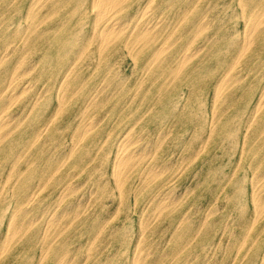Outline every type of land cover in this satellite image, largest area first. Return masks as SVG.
<instances>
[{
	"label": "rangeland",
	"instance_id": "1",
	"mask_svg": "<svg viewBox=\"0 0 264 264\" xmlns=\"http://www.w3.org/2000/svg\"><path fill=\"white\" fill-rule=\"evenodd\" d=\"M154 3L169 25L166 53L192 54L181 79L161 94L164 76L145 63L150 51L119 40L101 56L90 50L81 57L83 87L61 108L52 84L65 66L49 69L60 15L40 16L34 31L27 0H0V112L12 119L0 138V264H59L60 257L66 264H133L138 248L149 252L146 264H264V108L253 113L264 90V27L246 45L234 82L215 97L236 48H225L226 40L243 46L245 19L264 0ZM201 15L208 28L198 31ZM83 30L90 34V23ZM169 59L162 63L175 66ZM92 92L93 104L86 101ZM126 132L139 161L120 190L112 158ZM150 170L158 175L149 179ZM51 211L60 220L44 235L42 217ZM14 218L22 225L11 236Z\"/></svg>",
	"mask_w": 264,
	"mask_h": 264
},
{
	"label": "bare ground",
	"instance_id": "2",
	"mask_svg": "<svg viewBox=\"0 0 264 264\" xmlns=\"http://www.w3.org/2000/svg\"><path fill=\"white\" fill-rule=\"evenodd\" d=\"M28 5L26 7V11L24 12L25 17L30 21V26H32L33 30H36L38 25V20L40 16H43L41 19L44 22L46 18H48L49 14H57L60 15L59 18L62 19V23L57 24L55 28V36L53 39L52 46L55 47V51L52 52L54 55H51L53 59L52 64H50V71L54 68L55 65L63 62L65 68L62 70V77L55 84H52L53 87L57 90L58 100L60 102V107L63 105L64 99H66L69 95L75 92H79L83 87L77 81L79 77L78 75V67L79 61L81 57H83L90 50L92 52H96L101 56V54L108 49L113 43L118 42L119 40L125 41V46H140L141 49H145L150 51L148 56L146 57V64H149V69L153 70L159 68V74L164 76V81L162 80L161 85H158V91L163 94L165 91L164 85L167 82H172L175 79H181V76L185 72V66L192 56L189 54L188 50L181 49L178 52H168L166 53V45L170 38L169 35L163 36L164 30L169 26H166V19L163 16V10L160 11V8H154L153 3L155 0H148V2L143 3V0H27ZM12 3V2H11ZM157 3V2H156ZM182 3V0H181ZM260 3V2H259ZM155 5V3H154ZM158 5V4H157ZM156 5V6H157ZM184 9V8H183ZM187 10V9H186ZM189 10V8H188ZM181 11V10H180ZM250 14L245 19V36L243 46H240V42L237 40H226L225 48L235 46L234 48V56L231 60L225 62L226 69L220 79L216 83L215 88V97L216 100L222 99V95L228 84L234 82L235 73L233 72L240 57L245 53L246 45L251 42V39L257 35L260 31H262L264 27V7L258 9H252L249 11ZM180 13H183L180 12ZM188 13V12H186ZM191 13V11H190ZM189 13V14H190ZM243 13V12H242ZM177 14V13H176ZM185 14V10H184ZM204 14V13H203ZM207 14V13H206ZM188 15V14H187ZM202 16V15H201ZM242 16V15H241ZM243 19V18H242ZM181 20V19H180ZM198 20V19H197ZM90 23V31L85 32L83 29L86 23ZM181 22V21H179ZM178 22V23H179ZM173 23V22H172ZM171 23V24H172ZM212 23V22H211ZM1 24V21H0ZM174 24V23H173ZM198 27L201 30L205 26L207 27L205 17H201L198 20ZM196 24V25H197ZM244 25V24H243ZM177 26V24H176ZM174 26V27H176ZM29 27V25H28ZM173 27V28H174ZM18 29V28H17ZM196 29V28H195ZM46 30H48L46 28ZM207 30V29H205ZM26 31V29H25ZM173 31V30H172ZM15 32V31H14ZM242 32V33H243ZM168 33V31H167ZM166 33V34H167ZM195 34V33H194ZM198 36V35H197ZM196 36V37H197ZM22 38V37H21ZM27 38V37H26ZM176 38V37H175ZM179 38V36H178ZM179 40V39H178ZM215 40L213 38L207 37L206 43L212 44ZM34 43V42H33ZM205 43V44H206ZM11 44V43H9ZM8 44V45H9ZM92 44H96V48H91ZM124 44V43H123ZM187 44V43H186ZM242 44V43H241ZM189 45V43H188ZM237 45V46H236ZM171 46V45H170ZM187 46V45H186ZM168 47V45H167ZM187 48V47H186ZM201 48V44L200 47ZM147 54L145 50H143ZM202 49V48H201ZM6 49H4L5 52ZM49 51V48H46ZM190 50V49H189ZM129 51V50H128ZM192 49L190 50V52ZM198 50H195V52ZM194 53V51H192ZM195 54V53H194ZM197 54V53H196ZM4 54H2L3 56ZM7 55V54H6ZM4 55V56H6ZM50 55V52L48 53ZM1 56V58H2ZM53 56V57H52ZM177 56V57H176ZM131 57V56H130ZM170 61L174 60L175 66H167L166 62L162 63L166 58ZM177 59H176V58ZM4 58V57H3ZM175 58V59H174ZM20 59V58H19ZM25 59V58H24ZM2 60V59H0ZM23 61V60H21ZM25 61V60H24ZM43 61V60H42ZM115 62V61H114ZM22 63V62H21ZM21 63H19L21 65ZM12 65V64H11ZM16 65V64H15ZM221 65V61L219 62ZM18 66V65H17ZM63 66V67H64ZM97 67V66H96ZM15 69V68H14ZM31 69V68H30ZM18 70V69H17ZM16 71V69H15ZM14 71V72H15ZM20 72V71H19ZM23 72V70H22ZM92 72V71H91ZM52 73V71H51ZM119 74V73H118ZM198 71H195L192 74V77H196ZM112 75V74H111ZM118 76V75H117ZM10 77V76H9ZM112 77V76H110ZM147 77V76H146ZM52 79V77H49ZM86 78V77H85ZM139 78V77H138ZM144 78V77H143ZM243 78V77H242ZM16 79V78H15ZM84 80V79H83ZM141 80V79H140ZM14 81V78L10 81V84ZM49 81V79H48ZM113 81V80H112ZM237 82V79H236ZM48 84V83H47ZM46 84V85H47ZM101 84V83H100ZM28 85V84H27ZM49 85V84H48ZM118 85V84H117ZM116 85V86H117ZM134 85V84H133ZM33 86V85H32ZM31 86V87H32ZM82 86V87H81ZM122 86V85H121ZM23 87V86H22ZM20 87V88H22ZM30 87V86H29ZM28 87V88H29ZM30 87V88H31ZM99 85L97 86V88ZM104 87V86H103ZM106 87V86H105ZM115 87V86H114ZM113 87V88H114ZM6 88V87H5ZM4 88V89H5ZM25 88V87H24ZM139 88V87H138ZM105 89V88H104ZM117 89V88H116ZM23 90V89H22ZM27 90V89H25ZM51 90V89H50ZM46 91V90H45ZM97 91V90H95ZM101 91V90H100ZM99 91V92H100ZM146 91V90H144ZM261 91V90H260ZM16 92V91H15ZM14 92V93H15ZM19 92V91H18ZM46 93V92H45ZM158 93V92H157ZM10 94V93H9ZM16 94V93H15ZM1 95V94H0ZM8 95V94H7ZM143 95V92H142ZM165 95V94H163ZM14 96V95H13ZM111 96V95H110ZM19 97V96H18ZM39 97V96H38ZM41 97V96H40ZM134 97V96H133ZM153 97V96H152ZM131 98V97H130ZM158 98V97H157ZM132 99V98H131ZM153 99V98H151ZM150 99V100H151ZM36 100V99H35ZM97 100L96 93H90L89 97H87V102L92 103ZM130 101V99H129ZM66 103V102H65ZM86 104V102H85ZM213 104V103H212ZM33 107V106H32ZM59 107V108H60ZM83 107H85L83 105ZM152 107V106H151ZM58 108V107H57ZM62 108V107H61ZM125 108V107H124ZM264 108V90L259 94L258 101L256 106L253 109V113L257 115ZM93 110V109H92ZM212 110V109H211ZM137 111V110H136ZM57 113V112H56ZM214 113V112H213ZM211 112V114H213ZM11 114V113H10ZM20 114V113H19ZM55 114V111H54ZM95 114V113H94ZM17 115V114H16ZM51 116V115H50ZM253 117V116H252ZM98 118V117H97ZM24 119V118H23ZM100 119V118H99ZM19 120V119H18ZM97 120V119H96ZM254 120V119H253ZM12 121L8 116L6 111L0 112V138L4 135H7L8 130L6 127L9 122ZM93 122V121H92ZM99 122V121H98ZM101 122V121H100ZM136 122V121H135ZM246 122V121H245ZM54 123V122H53ZM95 123V121H94ZM85 124V123H84ZM83 124V125H84ZM89 124V122H88ZM210 124V123H209ZM250 124V123H249ZM92 125V124H91ZM97 125V124H95ZM77 126V125H76ZM45 127V126H44ZM224 128V127H223ZM42 129V128H41ZM56 129V128H55ZM128 130V129H127ZM130 130V129H129ZM167 130V129H166ZM86 134L90 131V128L84 130ZM209 131V130H208ZM37 132V131H36ZM160 132V131H159ZM81 133V131H80ZM164 133V132H163ZM161 133V134H163ZM159 134V133H158ZM160 134V135H161ZM73 135V134H72ZM109 135V134H108ZM133 136V135H132ZM207 137V136H206ZM39 139V138H38ZM83 139V138H82ZM106 139V138H105ZM131 136L129 133H123L118 138L119 143L117 144V149L112 158V179L115 184V187L121 190L124 180L128 178V171L132 169L135 164L139 161L138 154L135 153L136 150L130 148V140ZM158 139V138H157ZM134 141V139H133ZM132 141V142H133ZM129 142V143H128ZM136 142V141H135ZM147 142V141H146ZM244 142V141H243ZM43 143V142H42ZM134 143V142H133ZM132 143V144H133ZM149 143V142H148ZM147 143V144H148ZM154 143V142H153ZM204 143V142H203ZM146 144V145H147ZM157 144V143H156ZM71 145V144H70ZM149 145V144H148ZM151 145V143H150ZM142 146V145H141ZM201 146V145H200ZM31 147V146H30ZM38 147V146H37ZM75 147V146H74ZM145 147V146H144ZM147 147V146H146ZM149 147V146H148ZM147 147V148H148ZM203 147V146H202ZM55 148V147H54ZM73 148V147H72ZM201 148V147H200ZM146 149V148H145ZM143 149V150H145ZM154 149V148H153ZM141 150V148L139 149ZM142 150V151H143ZM138 151V150H137ZM146 151V150H145ZM148 151V150H147ZM67 153V152H66ZM139 153V152H138ZM141 153V152H140ZM139 153V154H140ZM71 154V153H70ZM69 154V155H70ZM96 154V153H95ZM144 154V153H143ZM142 153L140 155H143ZM148 154V153H147ZM152 154V153H151ZM193 154V153H192ZM150 155V154H149ZM195 156V155H194ZM188 157V156H187ZM47 158V157H46ZM56 158V157H55ZM152 158V157H151ZM68 159V157H67ZM194 159V158H193ZM31 160V159H30ZM66 161V160H65ZM182 161V160H181ZM183 162V161H182ZM239 162V161H238ZM33 163V162H32ZM53 163V162H52ZM89 163V162H88ZM34 164V163H33ZM48 164V163H47ZM146 164V163H145ZM167 165V164H166ZM170 165V164H168ZM145 166V165H144ZM187 166V165H186ZM168 167V166H167ZM185 167V166H184ZM157 168V167H156ZM166 168V167H165ZM151 169V168H150ZM154 170V168H153ZM30 171V170H27ZM59 171V170H58ZM161 172V170H159ZM10 172V171H9ZM55 172V171H54ZM53 172V173H54ZM157 171H146L149 179L155 178L158 173ZM181 173V172H180ZM9 175V174H8ZM146 175V174H145ZM253 175V174H252ZM52 176V175H51ZM75 176V175H74ZM138 177V176H137ZM48 178V177H47ZM139 178V177H138ZM257 178V176L255 177ZM6 180V179H5ZM48 180V179H47ZM46 182V180H45ZM36 184V183H34ZM82 184V182H81ZM252 184V182H251ZM83 185V184H82ZM170 185V183H169ZM36 187V186H35ZM79 187V186H78ZM81 187V186H80ZM171 187V186H170ZM185 187V186H184ZM79 189V188H78ZM192 189V188H191ZM34 190V189H33ZM60 190V189H59ZM67 188L64 187L62 192L66 191ZM257 190V189H256ZM1 191V190H0ZM39 191V190H38ZM74 191V190H73ZM93 191V190H92ZM95 191V190H94ZM166 191V190H165ZM185 191V190H184ZM252 191V190H251ZM60 192V191H58ZM179 192V190H178ZM34 193V192H33ZM90 193H92L90 191ZM158 193V192H157ZM160 193V192H159ZM166 194V193H165ZM164 194V195H165ZM182 194V193H181ZM255 194V193H253ZM35 195V193H34ZM68 195V194H67ZM66 195V196H67ZM157 195V194H155ZM163 195V196H164ZM173 195V194H172ZM33 196V195H32ZM252 196V195H251ZM255 195H253L254 197ZM264 196V195H263ZM31 198V196H29ZM180 197V196H179ZM257 197L258 193H257ZM35 198V197H34ZM32 198V200L34 199ZM169 197L165 195L163 197L162 203H166L164 206L169 205L168 199ZM83 199V198H82ZM81 199V200H82ZM173 199V198H172ZM29 200V199H28ZM147 200V199H146ZM225 200V199H224ZM257 199H255L256 201ZM263 200V199H262ZM85 201V199L83 200ZM173 201V200H172ZM259 201V199L257 200ZM61 202V201H60ZM81 202V201H80ZM89 202V201H88ZM150 202V201H149ZM252 202V201H251ZM86 204V203H85ZM135 204V203H134ZM156 204V203H155ZM262 205V203L260 202ZM78 205H81L78 203ZM148 205V204H147ZM171 205V204H170ZM260 205V206H261ZM85 206V205H84ZM133 206V205H132ZM156 206V205H155ZM64 207V206H63ZM210 207V206H209ZM84 208V207H83ZM116 207L115 209H117ZM142 208V207H141ZM15 209V208H14ZM43 210V209H42ZM63 210H66L65 208ZM156 210V208H155ZM26 211V209H25ZM24 211V212H25ZM28 211V210H27ZM117 211V210H116ZM5 212V211H4ZM58 212V211H57ZM27 213V212H26ZM64 213V212H63ZM77 213V211H76ZM143 214V213H142ZM155 214V213H154ZM14 215V214H13ZM67 215V214H66ZM156 215V214H155ZM24 216V215H23ZM64 216V215H63ZM230 216V215H229ZM39 217V216H37ZM157 217V216H156ZM187 217V216H186ZM44 223L46 226L43 228V234L45 235L49 228L56 224L57 219L56 214L51 211L48 215H43ZM147 218V217H146ZM145 218V219H146ZM204 218V217H203ZM14 221V232H12L11 236L17 234V229L22 222L17 220ZM38 219V218H37ZM40 219V218H39ZM110 219V218H109ZM141 219V218H140ZM32 220V218H31ZM34 220V219H33ZM107 220V219H106ZM253 220V219H252ZM35 221V220H34ZM165 221V220H164ZM24 222V221H23ZM179 222V221H178ZM184 222V221H183ZM31 223V222H30ZM225 223V222H224ZM252 223V222H251ZM34 224V223H33ZM106 224V223H105ZM228 225V224H227ZM176 227V226H175ZM251 227V225H250ZM20 228V227H19ZM147 228V227H146ZM12 229V228H11ZM51 229V228H50ZM249 229V228H248ZM141 230V229H140ZM199 230V228H198ZM223 230V229H222ZM264 230V229H263ZM25 231V230H24ZM6 232V231H5ZM100 232V231H99ZM249 232V230H248ZM248 234V233H247ZM169 238V237H168ZM96 239V238H94ZM138 239V238H137ZM193 239V238H192ZM97 240V239H96ZM139 240V239H138ZM141 240V239H140ZM144 240V239H143ZM245 240V239H244ZM5 241V240H4ZM92 241V240H91ZM94 241V240H93ZM219 241V239H218ZM217 241V242H218ZM142 242V241H141ZM50 243V242H49ZM53 243V242H52ZM94 243V242H93ZM92 244V243H91ZM6 244L5 246H7ZM137 245V243L135 244ZM145 245V244H144ZM4 246V245H3ZM2 246V248H3ZM138 248V247H137ZM249 248V247H248ZM6 247H4V250ZM225 249V248H224ZM47 250V249H46ZM135 250V249H134ZM1 251V249H0ZM88 251V250H87ZM85 250V252L87 253ZM64 253V252H63ZM264 253V252H263ZM65 254V253H64ZM166 255V254H165ZM164 255V256H165ZM86 256V255H85ZM74 257V256H73ZM149 257V252L146 250H142L139 248L137 252L134 254L133 264H146ZM202 257V256H201ZM235 257V255H234ZM84 258V257H83ZM86 258V257H85ZM188 258V257H187ZM71 259V258H69ZM243 259V258H242ZM69 261V260H68ZM40 262V261H38ZM70 262V261H69ZM59 264H66L63 257L58 259ZM232 263V262H231Z\"/></svg>",
	"mask_w": 264,
	"mask_h": 264
}]
</instances>
